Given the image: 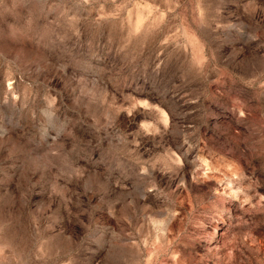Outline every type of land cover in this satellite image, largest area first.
<instances>
[{
  "label": "rangeland",
  "instance_id": "1",
  "mask_svg": "<svg viewBox=\"0 0 264 264\" xmlns=\"http://www.w3.org/2000/svg\"><path fill=\"white\" fill-rule=\"evenodd\" d=\"M0 264H264V0H0Z\"/></svg>",
  "mask_w": 264,
  "mask_h": 264
}]
</instances>
